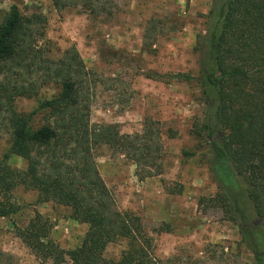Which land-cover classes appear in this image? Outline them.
Masks as SVG:
<instances>
[{
	"label": "trees",
	"instance_id": "obj_1",
	"mask_svg": "<svg viewBox=\"0 0 264 264\" xmlns=\"http://www.w3.org/2000/svg\"><path fill=\"white\" fill-rule=\"evenodd\" d=\"M80 1L93 14H113L103 0L54 4L61 11ZM44 22L41 15L24 17L13 6L0 26V73L10 63L23 72L37 64L44 82L60 87L56 97L40 101L31 114L17 112L14 100L37 95V82L26 84L22 73L1 87L0 122L12 129L13 142L0 163V218L19 212L12 194L24 187L37 192L40 203L70 208L71 219L89 226L82 245L65 251L49 239L50 227L37 214L19 236L42 263L65 264L68 258L71 264H169L152 255L153 241L141 219L118 209L96 163L97 152L108 148L130 159L141 180L162 175L161 128L148 122L142 133L124 135L118 125L92 124L85 64L76 50L60 60L43 57L37 39ZM197 51L198 77L177 74L171 79L198 82L202 88L205 114L194 133L206 142L218 187L207 201L238 228L254 264H264V0H212ZM39 115L43 125L34 128ZM13 157L25 160L27 168L11 167ZM120 239L128 241L127 251L118 259L106 258L108 246ZM0 264H5L2 252Z\"/></svg>",
	"mask_w": 264,
	"mask_h": 264
},
{
	"label": "rangeland",
	"instance_id": "obj_2",
	"mask_svg": "<svg viewBox=\"0 0 264 264\" xmlns=\"http://www.w3.org/2000/svg\"><path fill=\"white\" fill-rule=\"evenodd\" d=\"M103 2L112 15L93 14L81 1L60 11L54 0H0V26L17 6L24 17L45 19L39 26L43 35L37 37L43 57L60 60L69 50L78 52L89 74L85 92L92 124L118 125L124 135L142 133L148 122L161 128L160 176L141 180L130 159L108 148L96 155L99 173L118 209L141 219L156 259L169 264H254L238 228L207 201L218 187L209 169L206 142L194 133L205 114L202 88L198 82L171 79L177 74L198 77L197 43L207 30L212 0ZM37 67L23 72L10 63L0 73V93L7 79L17 80L22 73L26 84L37 82V95L14 100L21 114H31L40 101L60 93V87L44 82V72ZM42 125V116H36L34 128ZM12 142V129L0 122V163ZM8 163L19 170L27 168V162L18 157ZM12 198L19 212L0 218L5 264H51L37 259L19 236V230L27 228L37 214L50 227L49 239L62 249L82 245L89 226L71 219L70 208L40 203L38 193L24 187L15 189ZM128 247V241L120 239L108 246L105 257L118 259ZM65 264L71 261L67 258Z\"/></svg>",
	"mask_w": 264,
	"mask_h": 264
}]
</instances>
